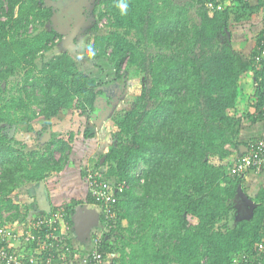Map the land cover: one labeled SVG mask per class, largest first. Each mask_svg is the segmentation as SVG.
Listing matches in <instances>:
<instances>
[{
	"label": "trees",
	"instance_id": "1",
	"mask_svg": "<svg viewBox=\"0 0 264 264\" xmlns=\"http://www.w3.org/2000/svg\"><path fill=\"white\" fill-rule=\"evenodd\" d=\"M233 2L211 10L205 0H102L99 18L108 30L92 36L80 59L67 49L47 56L63 36L46 28L62 11L58 0H0V224L21 216L17 190L47 182L72 149L55 133L46 152L27 149L8 128L31 132L41 122L47 130L54 118L76 110L92 120L100 87L110 80L85 72L83 64L106 66L112 80L136 68L144 74L141 94L95 165L113 182L129 183L101 251L115 255L112 264H233L242 252L247 264H264V185L253 214L241 217L244 177L230 170L249 117L237 110L249 75L257 81L255 108L264 114V58H258L264 0ZM253 42L248 52L245 45ZM12 77L17 81L10 85ZM94 136L85 130L84 139ZM34 205L38 216L48 215ZM65 205L72 224L74 205ZM4 211L11 214L4 218ZM123 220L124 237L117 234Z\"/></svg>",
	"mask_w": 264,
	"mask_h": 264
},
{
	"label": "rangeland",
	"instance_id": "2",
	"mask_svg": "<svg viewBox=\"0 0 264 264\" xmlns=\"http://www.w3.org/2000/svg\"><path fill=\"white\" fill-rule=\"evenodd\" d=\"M87 4L88 1H91L88 5V8L86 9L85 15L83 14L81 16V21L72 20L76 31H72V33H69V42L67 41H58L57 45L55 46L54 49L49 51L47 53V56H51L53 54L60 53L68 48V44L72 45L70 49H75L77 54H74L77 58H82V54L87 53L88 46H89V40L92 38L93 35L98 34V33H105L108 29L106 27V19H100L99 18V10L102 7L101 6V1L102 0H86ZM51 3V2H50ZM5 4H7L5 2ZM49 4V3H48ZM59 4H61V7L64 6V4L59 0ZM50 5V4H49ZM52 5V4H51ZM69 5V4H68ZM67 5V6H68ZM60 6V5H59ZM65 9V8H63ZM68 9V8H67ZM69 16L66 20L60 21V17L55 14V17L52 18L51 21L46 22V28H52L55 27L56 29L60 30V32H66L70 28L69 22L71 21L70 18V13L66 12ZM66 13H61L63 17L67 15ZM64 14V15H63ZM193 14V11H192ZM73 18V17H71ZM97 24L99 26V31L94 29V25ZM236 25H233V30L235 31L234 33L236 34V37H239L240 31L235 27ZM240 25H238L239 27ZM65 30V31H64ZM67 38V36L63 37ZM77 42L73 43L72 41ZM77 40V41H76ZM238 42V41H237ZM235 42L236 44H239ZM238 46V45H237ZM74 56V57H75ZM83 68L85 72H89L90 74L97 75L101 78V80H112L114 77L113 73L112 74H105L107 72V67L106 66H100V65H95L93 62H87L83 64ZM123 71L126 74V77L122 78L120 81L121 83V96L118 99L117 102L112 104V106L109 107V112H107L105 117H102L99 119V116H97L100 111H96L95 113H91L92 118H97L96 120H99L98 123L101 121L100 124L96 123L97 125L91 123V121L88 119L89 117H86L85 115H82L80 113V110H76L74 115H68L66 117H63L64 119H61L60 123L58 125L64 126L65 130V138L74 141L75 139H79L83 137V134L85 133V130L87 128L93 129L95 132L96 138L90 139L92 143H96V146L98 147V152L97 156L102 158V155L104 154L105 150L108 148L109 145H111L114 142L115 134L118 131V125L117 122L123 118L124 114L126 113L127 110H129L134 103L136 102L138 96L141 94L143 85H144V74L140 73L136 70V68H124ZM107 75V76H106ZM16 80V78L12 77L10 79V85L13 84ZM4 85H7L4 83ZM108 107L104 106V109ZM94 114H97L94 116ZM68 127L70 129L67 131ZM9 132L11 131L12 137L17 134H20L19 137H17L18 140L22 141L27 145V149H35V150H40L41 152H46V145L49 141L52 140V137L49 138L48 135H46L47 130L43 129L41 126V122L36 123L35 130L31 132H27L25 130H20L16 129L13 131V127H9ZM18 130V131H16ZM72 131V134H71ZM13 132V133H12ZM58 132H60L59 128L56 126L55 134L57 136ZM103 143V144H102ZM75 144V142H74ZM102 145L104 146L102 149ZM73 152L71 151V155H69V158L67 161L63 162V165L68 162V165L66 166L65 172L62 176L61 174V181L64 179H67L64 184L63 188L58 189L59 191L57 192V197L53 195V199L56 200H61V199H67L68 194H66V191L68 189L73 190L74 192L77 187H80V189L85 187V182L80 179V174L79 172V164L82 162L83 158L80 159V156H82L81 152L77 151V147L72 148ZM55 156L57 159L62 157V153L60 151L55 150L54 151ZM70 160H72L70 162ZM104 160V159H103ZM70 162V163H69ZM72 174H71V173ZM52 173V172H51ZM84 180V179H83ZM68 192V191H67ZM16 197V200L21 204V216L14 220L11 221L12 224H9L11 226L17 227L20 231L25 229L29 223L31 224L32 221L34 220L32 216L29 214L26 218H24L23 213L26 212L29 209V207L32 208V211H29L28 213H34L33 209H35V197H34V191H33V183H27L26 185L22 186L20 189L17 190V192L13 195ZM59 196V197H58ZM13 212V210H12ZM11 214V211H4V218L9 216ZM23 220V221H22ZM117 224H115L116 226ZM127 226V220H123L122 225L118 228L117 234L124 236H127L129 233L127 230L124 229V227ZM76 227L79 230H83L85 227L84 222H79L78 217L76 216ZM92 234H91V239H92ZM90 242V241H89Z\"/></svg>",
	"mask_w": 264,
	"mask_h": 264
},
{
	"label": "built area",
	"instance_id": "3",
	"mask_svg": "<svg viewBox=\"0 0 264 264\" xmlns=\"http://www.w3.org/2000/svg\"><path fill=\"white\" fill-rule=\"evenodd\" d=\"M205 2L211 10L217 6L235 5L233 0ZM259 52L258 58L263 59L264 41ZM230 170L243 177L250 171L264 170V137L251 140L246 152L239 156ZM84 171L88 194L92 201L101 207L102 215V229L94 233L93 247L84 264H112V257L115 255H105L101 251V246L105 232L112 229L117 222V202L120 195L129 188V183L126 180L113 182L102 169L89 163L85 165ZM67 215V207L62 204L52 209L46 216L33 218L32 223L21 231L9 224H0V264H72L69 258L72 251V226L67 220ZM15 244L32 245L35 251L26 255L21 249L14 248ZM248 259L249 256L242 252L235 256L233 264H247Z\"/></svg>",
	"mask_w": 264,
	"mask_h": 264
},
{
	"label": "crops",
	"instance_id": "4",
	"mask_svg": "<svg viewBox=\"0 0 264 264\" xmlns=\"http://www.w3.org/2000/svg\"><path fill=\"white\" fill-rule=\"evenodd\" d=\"M64 6H63V8H65ZM72 6L69 7L67 9V11L74 10V7H76V6L75 5L73 7ZM55 10H56V8H55ZM67 11L65 8L61 11V13H66ZM55 14L53 17H55ZM63 18H66V17H63ZM69 19H71V21L69 22L70 28L66 32H63V33L61 32L63 34V36L61 38H59L58 41L63 39L62 41H65V43L67 41L69 42L68 34L72 33V31H74V32L76 31V29L74 28L75 25L72 21V18L70 17ZM262 26H264V24L260 23L259 29H262L263 28ZM65 36H67L66 39L63 38ZM72 42L76 43L74 41H72ZM71 46L72 45L68 44L67 50L72 55H74V54H76V50L74 48L70 49ZM245 46L247 48L246 50L249 52L254 47V42L252 44L247 43ZM256 87H257V81H256V78L252 75L247 76L241 82L240 99H239V102L237 104V110H238V112L244 113L245 115H249V117L243 118V119H245V123L243 124L242 133L240 135V138H241L240 139L241 142H240V146H239L240 151H238L236 153V156H240L242 153L246 152L248 144L250 143L251 140L264 135V114L262 116H260L259 115L260 110L255 108V106H256L255 103H256V101L259 100L258 97L256 96L257 95ZM262 109L264 110V106ZM235 110H231L230 114L233 115L234 112H237ZM63 117H66V116H63ZM63 117L54 118L52 126H50V127L52 130V136H53V133H55L56 126H57L60 130V132H58L57 135L60 138L66 139L64 126L58 125L60 123V121H62L61 119H64ZM96 119L97 118H92V120H90V119L89 120L91 121V123L97 125L96 123H98L99 120H96ZM99 119H101V118H99ZM64 120H67V119H64ZM103 120H104V118H103ZM103 120H101V121H103ZM101 121L98 124H100ZM48 128H49V126H48ZM48 128H47V130H48ZM69 129H70V127H68L67 131ZM71 134H72V131H71ZM94 138H96V135L93 137V139ZM67 140L71 144L72 148L77 147V151L82 153V156H80V159L83 158V160L79 164V172H77V173L80 174V179L85 182V187L82 189H80V187H77L78 189H76L75 192L71 189H68L67 190L68 192L66 191V194H68V196H69V197H67V199H61V200H58V199L54 200L53 199V195H55L57 197V192L59 191L58 189L63 188V184L67 180V179H64L63 181H61L60 177H61V174L63 176L65 169H66V166L68 165V162L63 165V167L61 168L60 171H56V172L53 171L52 173H50L48 178H47L46 184H47V187L49 190V195H50L53 210L57 206L62 205V204L65 205L66 203H70V204L74 205V207L72 209V215H71L73 221H72V224L70 223L72 226V230H71L72 251H71V253L74 252L72 257H73V261H75L76 264H84V262L88 258L89 252H90V251L88 252V249H89L90 245L91 246L93 245V240H94L93 238L95 236L94 233H96V231H98L99 229H102V222H101L102 215H101V212L99 213V215H97L98 213L96 212L95 209H93L94 207L99 206V205L90 200V196L88 194V189H87V184H86V181L84 178V176H85L84 167L87 163H89L91 165H96V163L100 157L97 156V153H96V152H98V149H97L98 147L96 146L95 141H94V143H92V141H90V139H88V140L84 139V134H83L82 138L75 139L74 141L69 140V139H67ZM74 142H75V144H74ZM103 147L104 146L102 145L101 149ZM71 151L73 152L72 149H71ZM70 153L71 152H69V155H71ZM103 159H104V156L101 158L102 162H103ZM71 161L72 160H70V162ZM262 185H264V170H262L261 172H256V171L248 172L246 174V176L244 177L243 187L242 186H240V187H242L243 191L250 198H252L253 201L256 203L254 197ZM37 187H38V184L33 183V191H34L35 201H36ZM238 196H239L238 197L239 200L237 202L238 203L237 207L239 209L240 216L241 217L251 216V214L248 213L250 211V208L248 206L245 205V207H246L245 208L242 204V208L246 212L242 211L243 209H241V207H240L242 202H241V198H240L239 193H238ZM73 202H76V203H73ZM83 207L87 208V210L91 214V216H97V218L95 217L96 218L95 222L93 223V225L91 227H89V228L84 227V229L81 231V230L77 229V227H76V216H77V212H78L77 209L81 208V210H82ZM39 211H41V210L39 209ZM33 212L34 213H31V212L29 213L32 216V218H34L35 216H38L37 211L33 210ZM91 234L93 236L92 239H91ZM105 234H106V232H105ZM13 247L17 248V249H21V251L24 252L26 255H29L35 251V248L32 245H28V244H26V245L25 244H21V245L15 244ZM117 264H120V263L118 262Z\"/></svg>",
	"mask_w": 264,
	"mask_h": 264
},
{
	"label": "water",
	"instance_id": "5",
	"mask_svg": "<svg viewBox=\"0 0 264 264\" xmlns=\"http://www.w3.org/2000/svg\"><path fill=\"white\" fill-rule=\"evenodd\" d=\"M66 3H67V1H66ZM66 3H63V4L66 5ZM68 4H67L68 6H64L66 8V11H67V8L71 7L72 5L73 6L75 5V4H73L72 1H69ZM75 11L78 12V8ZM72 15H74L73 12H71V16L70 17H73ZM100 89H101V94H100L99 97H97V102H98L100 108H104V106H107L108 98L110 96H113L112 93H111V91L113 89H115L117 91L116 93H118V94L121 93V83L118 80L113 82V83L112 82L111 83H106V84L102 85L100 87ZM102 100H104V103H105L104 106L100 105V102ZM15 129H16V125L13 126V131ZM46 135H48L49 138L52 137V130H51L50 126H49V128L47 130ZM238 193L240 195L241 202H242L241 205H240L241 209H243L242 208V204H243L244 207L246 205V206H248L250 208V211L248 213L252 214L253 213V209L256 206V203L253 201L252 198H250L243 191L242 187H239ZM36 201H37L38 207H39V209L41 211H44V212H47V213H51V211H52L51 199H50V195H49V190H48L47 184H46V182L44 180H41L39 182V184H38V187H37V190H36ZM86 207H83L82 210H81V208L77 209L78 210L77 217H78L79 222L80 221L84 222L85 227L89 228V227H91L93 225V223L95 222V219L97 218V216H91V214L88 212ZM93 209L96 210V212L98 213L97 215H99V213L101 212V207L100 206H96ZM242 211L244 212L245 210L243 209Z\"/></svg>",
	"mask_w": 264,
	"mask_h": 264
},
{
	"label": "flooded vegetation",
	"instance_id": "6",
	"mask_svg": "<svg viewBox=\"0 0 264 264\" xmlns=\"http://www.w3.org/2000/svg\"><path fill=\"white\" fill-rule=\"evenodd\" d=\"M59 1V0H58ZM66 1H67V3H66ZM69 1H72L73 2V4H75V6L76 7H74V10H72V11H67V12H69L70 14H71V12H73V14L74 15H72L73 16V18H72V20H76L77 19V21H81V16L84 14L85 15V13H86V9L88 8V5H89V3L91 2V1H88V4H87V1L86 0H61V2L62 3H66V5L65 6H67V4L69 3ZM57 8V7H56ZM78 8V12L77 11H75L76 9ZM60 9H62L63 10V8L61 7ZM85 12V13H84ZM77 13V14H76ZM56 14L60 17V21H64V20H66L67 18H68V14L67 15H65V17H67V18H63V16H61L62 14H61V10L59 11L58 10V12H56ZM71 16V15H70ZM119 81V79H114V80H112V81H110V82H108V83H113V82H115V81ZM120 82V81H119ZM117 91L115 90V89H113L112 91H111V93H112V95L113 96H110L109 98H108V101H107V105H108V107L106 108V109H104V108H100L99 107V110L98 111H100V113L97 115V114H94V116H99V118H102V117H105L106 116V114H107V112H109L108 110H109V107L110 106H112V104H114L115 102H117L118 101V99L120 98V96H121V93H116ZM101 94V93H100ZM100 94H99V96H100ZM98 96V97H99ZM100 105L101 106H104L105 105V103H104V100H102L101 102H100ZM96 112V111H95ZM94 112V113H95Z\"/></svg>",
	"mask_w": 264,
	"mask_h": 264
},
{
	"label": "clouds",
	"instance_id": "7",
	"mask_svg": "<svg viewBox=\"0 0 264 264\" xmlns=\"http://www.w3.org/2000/svg\"><path fill=\"white\" fill-rule=\"evenodd\" d=\"M120 7H121L122 10H124V9H126L127 5L126 4H121ZM6 224H8V223H6ZM9 224H12V223H9Z\"/></svg>",
	"mask_w": 264,
	"mask_h": 264
},
{
	"label": "bare ground",
	"instance_id": "8",
	"mask_svg": "<svg viewBox=\"0 0 264 264\" xmlns=\"http://www.w3.org/2000/svg\"><path fill=\"white\" fill-rule=\"evenodd\" d=\"M23 221V220H22Z\"/></svg>",
	"mask_w": 264,
	"mask_h": 264
}]
</instances>
